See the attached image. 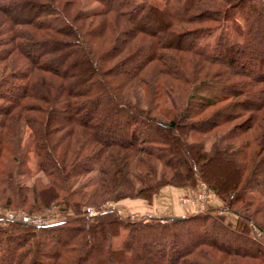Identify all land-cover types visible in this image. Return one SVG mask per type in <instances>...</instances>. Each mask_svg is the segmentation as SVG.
I'll use <instances>...</instances> for the list:
<instances>
[{"label":"trees","instance_id":"1","mask_svg":"<svg viewBox=\"0 0 264 264\" xmlns=\"http://www.w3.org/2000/svg\"><path fill=\"white\" fill-rule=\"evenodd\" d=\"M40 1L0 0V66L15 68L0 76V207L30 203L25 211L39 213L64 193L73 216L40 227L7 220L0 226V264H174L177 241L169 240L173 251L165 263L158 230L206 221L209 213L142 225L111 210L91 222L81 209L125 198L150 201L162 187L196 181L238 216L242 233L264 242V68L256 60L264 61V50L254 39L264 0H96L100 8L92 13L79 1L63 9L38 7ZM226 22L240 43L230 44L222 31L213 44L205 42ZM95 36L110 45L94 46ZM101 63L110 65L102 70ZM142 80L163 98V119L154 116L155 105L133 104L119 91ZM58 104L69 105V121L48 125V106ZM245 112L249 119L235 123ZM24 127L30 133L22 148ZM31 154L51 179L46 187L15 180L30 173L24 162ZM90 174L96 175L84 187L72 189V180ZM121 228L128 233L113 249ZM251 245L263 248L258 241Z\"/></svg>","mask_w":264,"mask_h":264},{"label":"rangeland","instance_id":"2","mask_svg":"<svg viewBox=\"0 0 264 264\" xmlns=\"http://www.w3.org/2000/svg\"><path fill=\"white\" fill-rule=\"evenodd\" d=\"M77 1L81 3L82 11L86 13L95 12L100 8V5L96 0H41L38 4V7H43L41 4L52 3L53 5L57 6V8L63 9L64 7H67L66 5L69 2L73 3ZM153 4L158 8L162 7L161 1H155ZM69 6V9L75 12L74 5L71 4ZM38 10L40 9H37V11ZM73 12H71V14ZM12 15L14 16L17 14L13 13ZM25 16H28V14L25 13ZM69 16H71L70 13ZM7 17L8 19L10 18V16ZM9 23L11 24V22ZM235 24L242 29L244 28L243 22L238 17L235 18ZM255 27L257 28L254 35L255 44L257 47L264 50V22L259 23L257 21ZM221 31L224 32L230 44L240 43L242 40L233 30L231 23L226 22L223 23L220 27L215 28L213 31V35L210 38L206 39L205 42L213 44L215 41V37ZM91 44L96 47L100 46L102 48H106L110 45V42L108 39L102 41V39H97L95 36ZM47 59L53 58L48 57ZM256 60L257 64L261 68H264V61H258V58H256ZM46 61L47 60H43V62ZM60 64V61H57L55 63L52 62L53 66H58ZM180 64L186 69L187 67L190 68V65H188L187 62L183 63L181 60ZM109 65L110 64L103 65L101 63L102 70H105V68L107 69ZM258 65L256 66L259 67ZM238 67L239 65L237 66V68H235L238 69ZM12 69L13 68L8 64L7 66H0V76L9 75L10 71H13L15 68L13 70ZM247 69H250L248 65ZM251 73L257 75L258 73H260V70L257 69ZM145 75L147 79H153L157 82L160 81V78H158L156 72H153V74H151V72H146L143 76ZM244 81L245 78H243L241 74H239L238 89H243ZM141 82L142 84L137 81V85L132 83L125 84L119 89V91L125 97L128 96L131 99V103L133 104H140L146 108H148V106L151 107V105H155L154 107H156V110L154 111V116L163 119L161 116L162 108L164 107V101L162 100L163 98L161 96H156V90L154 89V87L150 86L146 81L142 80ZM157 86H159V83ZM30 103H32L33 105L42 104L37 100H31ZM49 107L50 106H48L47 113L45 114L47 119L46 122L48 125L57 126L61 123H66L69 121L71 110L68 104H58L53 105L50 108ZM212 111L214 110H211L210 112ZM247 119H249V114L245 112L243 113L241 118L236 120L235 123H240V121L246 122ZM251 131L252 130L246 132L247 136L252 133ZM29 133L30 131L26 127H24L20 141L22 148L26 146L27 137ZM35 161L36 157L31 154V156L28 157V160L24 162L25 164L23 163L26 168H29L30 173H28V175H17L15 178L17 184L27 188H31L36 184H39L41 187H46L49 185V182H51L50 177L37 170ZM158 169L160 170L161 167H159ZM95 175L96 174H90L86 176L85 179L77 178L75 180H72V189L75 190L84 187L86 185L85 181L93 178ZM64 196L65 194L63 193L58 201L52 203L51 206L46 209V211L42 210L39 211V213L34 212L29 214L25 211V209L28 208L27 206L30 203L26 204V206L24 207L25 209L13 210L14 208L5 209L3 207H0V218L3 219L0 222V226L4 227L6 225V222L8 220L7 214H9L10 212L16 213L17 216L25 214L30 216L42 217L46 220V225L63 221L66 218L73 216L72 211L68 210L64 204ZM251 198L258 199L256 195H252ZM237 208L240 209V206L238 205ZM107 210L115 212L117 217H120L123 220L141 222L142 225L147 224V222H149V220H151L152 218L186 219L198 213H209V220L191 222L186 225L172 226L169 227V230H166L165 232L161 231L160 229L158 230L160 237L159 240L156 242L159 250L163 253V258L161 260H164L165 263L169 261L168 258L170 248L171 251H173L172 247H170L168 244L169 240L171 241L174 237L177 241V254L175 259L176 262L174 264H264V242L260 239L258 235L253 234V232L251 231H248L247 233H242V231L238 228L240 223L238 216L232 212L226 211L224 209V203L221 201V199H219L201 181H196V183L192 186L162 187L157 192V194L152 197L150 201H147L143 198H125L117 202L107 201L101 204L92 203L83 206L81 209V211L84 213V216L90 218L91 222L93 221L92 219L95 216ZM250 212H252V210L248 209L247 213ZM164 223L165 221H160V225H165ZM127 233L128 232L126 230L121 228L119 230L118 236L113 237L111 239V245L113 249L119 250L121 248V244L125 240ZM172 233L174 235H172ZM252 240L258 241L263 244L262 250L260 248H258L259 250L255 249L251 245ZM189 248L191 249L190 253L185 254V251ZM242 251H250L254 254L255 252H257L258 255L256 257H247L241 254H235V252L240 253Z\"/></svg>","mask_w":264,"mask_h":264},{"label":"built area","instance_id":"3","mask_svg":"<svg viewBox=\"0 0 264 264\" xmlns=\"http://www.w3.org/2000/svg\"><path fill=\"white\" fill-rule=\"evenodd\" d=\"M89 211H91V210H89ZM7 219L9 221H19L21 223L31 225V226H35V227H40V226L46 225V220L44 218L38 217V216L25 215V214H21V215L17 216L16 213L10 212L9 214H7Z\"/></svg>","mask_w":264,"mask_h":264}]
</instances>
